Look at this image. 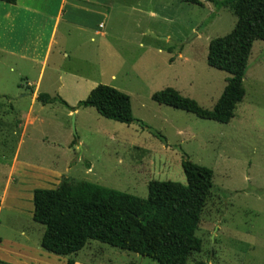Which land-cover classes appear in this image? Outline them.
<instances>
[{
	"label": "rangeland",
	"instance_id": "374dc122",
	"mask_svg": "<svg viewBox=\"0 0 264 264\" xmlns=\"http://www.w3.org/2000/svg\"><path fill=\"white\" fill-rule=\"evenodd\" d=\"M201 1L202 7L181 0L112 6L105 63L91 81L129 95L130 124L76 108L87 95H65L74 111L32 102L16 73L0 64V264H160L95 240L70 256L42 249L32 192L66 180L145 198L150 180L186 183L183 156L210 168L214 185L195 232L201 251L187 264H264V41L252 45L245 95L230 122L152 99L172 87L212 109L222 93L230 75L207 64L208 45L228 34L236 17Z\"/></svg>",
	"mask_w": 264,
	"mask_h": 264
},
{
	"label": "trees",
	"instance_id": "16d2710c",
	"mask_svg": "<svg viewBox=\"0 0 264 264\" xmlns=\"http://www.w3.org/2000/svg\"><path fill=\"white\" fill-rule=\"evenodd\" d=\"M14 4L16 0H0ZM202 7L201 0H181ZM216 9L229 8L234 28L209 42L207 64L230 76L212 109H204L172 87L152 95L161 105L186 111L203 119L228 123L245 95L243 79L255 41H264V0H205ZM43 105L58 103L71 111L92 107L103 118L130 124L134 121L129 95L98 84L85 99L70 107L60 96L39 93ZM74 143V141L72 142ZM186 183L150 180L145 198L89 182L61 180L54 188L33 190V220L44 226L42 249L61 256L78 253L95 240L120 250L140 254L160 264H187L201 251L196 236L206 199L214 189L213 171L183 156ZM66 264H74L68 259Z\"/></svg>",
	"mask_w": 264,
	"mask_h": 264
},
{
	"label": "crops",
	"instance_id": "0c3cea01",
	"mask_svg": "<svg viewBox=\"0 0 264 264\" xmlns=\"http://www.w3.org/2000/svg\"><path fill=\"white\" fill-rule=\"evenodd\" d=\"M116 3L122 5V0L0 4V64L16 73L18 87L29 91L32 102L47 93L70 106L65 95L86 96L98 85L91 78L105 63L101 48L107 44V22Z\"/></svg>",
	"mask_w": 264,
	"mask_h": 264
},
{
	"label": "water",
	"instance_id": "95a60500",
	"mask_svg": "<svg viewBox=\"0 0 264 264\" xmlns=\"http://www.w3.org/2000/svg\"><path fill=\"white\" fill-rule=\"evenodd\" d=\"M139 257H142V255L139 254Z\"/></svg>",
	"mask_w": 264,
	"mask_h": 264
}]
</instances>
